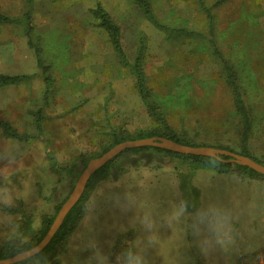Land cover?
I'll list each match as a JSON object with an SVG mask.
<instances>
[{"label": "rangeland", "instance_id": "obj_1", "mask_svg": "<svg viewBox=\"0 0 264 264\" xmlns=\"http://www.w3.org/2000/svg\"><path fill=\"white\" fill-rule=\"evenodd\" d=\"M148 1L158 22L170 29L147 18L136 0H0V12L18 18L0 25V74H32L0 87V122L33 136L23 141L0 125V145L13 140L22 146L10 172L17 194H27L13 207L0 206V212L16 217L22 228L52 216L88 159L115 137L174 132L194 144L233 151L245 146L264 161V0ZM97 3L119 26L127 64L90 12ZM212 41L233 69L244 112L235 105ZM29 42L40 48L49 66L47 89ZM139 51L155 114L142 104L132 73ZM39 107L40 136L33 124ZM50 157L58 170L50 166ZM6 164L0 161V168ZM183 172L180 159L152 148L115 158L89 191L61 246L47 256L49 264H85L93 251L85 247L90 239L114 264L117 254L143 236L136 218L148 208L161 224L158 244L146 253L149 264H264V176L201 169L192 173L198 207L216 202L237 216L235 248L204 255L196 237L184 235L185 224L163 225L172 202L182 198ZM126 191L135 194L136 209L122 211L115 204V197L123 201ZM94 192L96 207L88 213L84 205Z\"/></svg>", "mask_w": 264, "mask_h": 264}, {"label": "clouds", "instance_id": "obj_2", "mask_svg": "<svg viewBox=\"0 0 264 264\" xmlns=\"http://www.w3.org/2000/svg\"><path fill=\"white\" fill-rule=\"evenodd\" d=\"M21 148L20 142L13 140L0 145V161H7V164L0 168V176L4 184L0 186V206L3 208L13 207L17 199L26 200L27 197V194L24 197L17 194L12 186L10 172ZM220 163L222 161L218 156L210 157L208 160L209 167L213 169ZM96 195L97 193L94 192L84 205L88 213L96 207ZM114 202L122 211L138 207V201L132 191L124 193L123 201L120 197H115ZM87 217L90 218L89 215ZM236 219L234 210L223 204L210 202L197 207L189 199L181 198L172 202L170 211L162 221L168 228L185 224L184 235L190 232L196 237L200 251L207 255L214 251L228 253L235 248ZM136 220L143 236H138L128 248L117 254L114 264H149L146 253L149 248H155L158 244L157 229L161 224H158L154 210L150 208L144 210ZM41 227L42 223L34 221L30 228H22L16 217L7 212H0V247L6 248L5 254L0 256V264H49L47 255L43 251L44 243L34 240L35 234ZM85 247L93 250L85 264H110L108 255L101 251L94 239H90Z\"/></svg>", "mask_w": 264, "mask_h": 264}, {"label": "trees", "instance_id": "obj_3", "mask_svg": "<svg viewBox=\"0 0 264 264\" xmlns=\"http://www.w3.org/2000/svg\"><path fill=\"white\" fill-rule=\"evenodd\" d=\"M136 2L141 7V9L144 12V14L146 15V17L149 18L150 20H152L158 27H160L162 29H170L169 27L158 22V20L155 18L154 14L151 10V6H150V3L148 0H136ZM90 12L99 20V25L108 34L110 42H111L112 46L114 47V50L117 52L118 56L120 57L121 61L124 64H127V59H126V56L124 54V51H123L121 43H120L119 26L112 20L109 13L102 7V5L100 3H97L93 8H91ZM24 16H25L24 18L27 21H29L30 14L25 13ZM208 17H209L208 26H209V28H212V20H211L212 16L210 13H208ZM16 22H18V18L11 17L9 15H6V14L0 12V25L1 24L16 23ZM30 30H31V26H28L26 33H29ZM182 30H184V29H182ZM185 31H187V30H185ZM186 33L191 34V31H187ZM30 45H32V47L34 48V54L36 57V66L40 70V74L42 76V79H43L44 84H45L46 89H47L50 87L51 81H52V78L49 75V70H48L49 66L43 62V59L41 58V55H40V48L37 45H34L33 43H30ZM212 45L214 46V51L218 54V56H220L219 51H218V49L215 46L213 41H212ZM140 53L141 52L139 51L138 55L133 60L132 73L135 76V84H136V88H137V91H138V94H139V97H140L142 104L150 112L155 114L154 108H153V106L150 102V99H149V93H148L147 87L145 85V79H144V75H143L141 65H140ZM221 60H222L223 66L227 72L226 82L232 88V91H233L235 105H236L238 110H240L241 112H244L245 106L243 104V100L241 98L240 91H239L238 86L236 84V81L234 79L233 69L231 68V66L228 64V62L225 59H223L221 57ZM31 76H32V74H0V87L20 83L24 80L29 79ZM47 99H48L47 92H45L44 97H43V100H44L43 104L44 105L47 103ZM42 110H43V107H39L34 112L33 124H34V128H35L38 136H40L43 132V129H42V121H43ZM155 116L158 117L157 115H155ZM0 125L4 128L5 132L8 135L15 137V138H18L20 140L25 141V140H29L33 137L32 135H30L28 133H20V132L16 131L14 128H12L6 122H0ZM246 134H247V127L245 126V130H244L243 136H242L243 139L246 138ZM155 135L167 137V138L173 139L177 142L187 144V145H191V146L203 145V144H194L192 142L185 140L184 138H180L174 132L158 133V134L151 133V132L139 133L137 135H134L131 137H126V138L115 137L113 142L108 147L104 148L101 152H99L98 154H96L92 157L99 156L104 151H106L107 149L112 147L114 144L121 142L123 140L138 139V138L150 137V136H155ZM243 144H244V142H243ZM213 147H215V146H213ZM148 148H152L155 151L163 152V153H166L170 156H174V157L180 159V161L182 162V164L184 166V172L181 174V177H180V189L182 192V198L191 200L197 207L199 206L198 205L199 190L196 189L191 183V175L194 171L201 169V170H211V171H214L216 173L241 172V173H245L249 176H262V175L258 174L257 172H255L254 170H252L246 166L239 165V164L227 163V162H223V161H222V163L219 164L218 167L213 169V168H210L208 165V160L210 158L208 156L184 155V154H180V153H176V152H172V151L164 150V149H160V148H155V147H139V148L127 149V150H124L123 152H121L115 158L121 157L126 153L139 152V151H142V150H145ZM217 148H220V147H217ZM221 149L233 151V150H231L229 148H225V147H222ZM233 152L238 153V154H242L245 156H249L252 159H254L255 161L264 165V161L255 157L253 155V153L248 148H246L245 146L241 147L239 151H233ZM92 157H90V158H92ZM114 159L108 161L104 166L99 168L91 176V178L89 179V181L86 185V188H85L82 196L80 197L79 201L73 206V208L70 210V212L65 217L62 225L56 231V233L54 234V236L52 237L50 242L47 244V246L43 249L44 253L47 256L50 254H54L58 250V248L61 246V244L64 241V239L66 238L67 234L72 229L73 224L81 216L83 204H84V202L88 196L89 191L94 187L95 183L98 180L102 179L107 174L108 168L110 167V165ZM86 161L87 160L83 161V165L85 164ZM50 166L52 168H55L56 170L59 169V168H57L55 161L52 159V157H50ZM63 169L66 170V166H64ZM67 172H70L69 168L67 169ZM64 199L61 201V203L64 201ZM60 204L56 207L55 213L57 212ZM55 213L52 216L44 215L42 217V219H41L42 227L38 233L37 238L35 239L36 242H38L43 237V235L45 234L46 230L48 229L49 225L51 224V222L54 218ZM5 251H6V248L1 247L0 256H3L5 254Z\"/></svg>", "mask_w": 264, "mask_h": 264}, {"label": "water", "instance_id": "obj_4", "mask_svg": "<svg viewBox=\"0 0 264 264\" xmlns=\"http://www.w3.org/2000/svg\"><path fill=\"white\" fill-rule=\"evenodd\" d=\"M139 147H155L172 152L194 155V156H208V157H219L223 162L239 164L246 166L258 174L264 176V165L255 161L249 156L235 153L226 149H221L208 145L191 146L177 142L173 139L163 136H150L138 139H127L114 144L112 147L104 151L99 156L90 158L79 175L77 176L73 187L69 194L66 196L64 201L60 204L54 218L46 230L43 237L38 242L44 243V248L50 242L56 231L62 225L65 217L73 208V206L79 201L82 196L86 185L91 176L108 161L114 159L117 155L127 149L139 148ZM225 156V157H224ZM43 248V249H44Z\"/></svg>", "mask_w": 264, "mask_h": 264}]
</instances>
